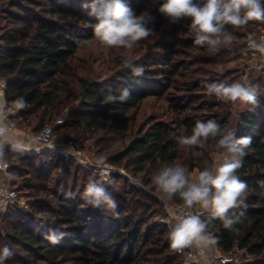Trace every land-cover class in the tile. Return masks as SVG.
Returning <instances> with one entry per match:
<instances>
[{"label": "trees", "instance_id": "obj_1", "mask_svg": "<svg viewBox=\"0 0 264 264\" xmlns=\"http://www.w3.org/2000/svg\"><path fill=\"white\" fill-rule=\"evenodd\" d=\"M67 1L0 0V77L7 82L3 94L9 102L17 96H24L30 105L13 118L15 127L24 124L32 127L33 133H39L67 108L69 118L79 123L91 136L102 132L103 135L95 143L104 145L113 137L118 140L126 138L130 110L137 109L142 101L154 97L159 101H172L169 103L170 120L148 119L147 126L140 127L137 137L108 156V162L135 175L142 173V183L152 189L151 176L163 163H183L191 171L200 167L203 158L197 159L191 153L178 149L171 134H190L194 123L202 120L181 119L180 116L188 110L197 112L202 109L194 102L201 98L198 92L204 90L201 82L210 83L212 79H197L187 74L186 81H183L184 75L180 72L183 63L173 59V56L179 49L195 50L198 53L194 56L196 62L213 64L221 54L228 56L233 50L210 53L207 47L194 45L187 28L188 18L173 24L161 15L164 35L170 38V43L164 45L169 53H151L150 48L140 63L135 62L145 67L143 75L133 76L131 70L123 66V70L116 72L119 84L115 80L99 83L87 73L76 55L84 48L78 47L76 42L93 38L91 20L85 10L67 4ZM73 1L80 6L90 3V0ZM127 2L136 11L150 6L149 0ZM194 2L202 4L205 0ZM242 29L260 32L264 30V23L250 21L236 29L227 26L234 38L242 36ZM193 72L196 74L197 71ZM124 88L131 93L127 101L103 102L109 92L119 95ZM178 89L183 90V97L168 95L171 90ZM73 102L77 105L70 106ZM213 107L209 105L206 111ZM258 107L242 113L236 126L237 138H252L244 165L237 173L249 185L251 193L247 209L238 210L246 212L244 223L238 225L242 232L239 235L229 232L219 221L210 226V230H214L220 238L218 247L222 252L228 253L237 246L251 255V260L243 264H264V187L257 183L264 180V94ZM135 114L136 110L132 112V115ZM212 114L211 119H215L225 130L227 119L221 118L219 112ZM61 120L60 125H54V130L66 125ZM105 147L110 148V145ZM4 151L11 166L9 171L20 173L22 167L13 162L23 163V155L11 149ZM204 151L206 157L214 152L210 146ZM41 156L42 159L47 158L44 153ZM35 158L29 157L31 166H35ZM105 189L116 198L114 212L118 215L106 210L103 203L93 207L81 199L72 200L64 194H53L59 201L58 207L51 211H47L44 205L38 207L39 213L44 211L55 216L51 229L41 226L36 231L33 225L16 221L12 224V240L15 243L10 240V244L29 253L28 256L36 251L42 260L50 258L53 261L61 257L70 264H177L175 261L179 256L170 249L165 228L145 224L143 215L148 207L144 200H150L148 195L139 189L134 190L136 193L123 190L121 195H115L108 187ZM138 194H143L144 200L136 198L142 197ZM80 206L83 209L81 212L78 210ZM130 215L135 218L133 221ZM52 236L57 239L54 244L48 239ZM13 254L19 256L17 250Z\"/></svg>", "mask_w": 264, "mask_h": 264}, {"label": "clouds", "instance_id": "obj_2", "mask_svg": "<svg viewBox=\"0 0 264 264\" xmlns=\"http://www.w3.org/2000/svg\"><path fill=\"white\" fill-rule=\"evenodd\" d=\"M149 5L139 14L127 0H90V3L81 5L91 20L90 26L98 51L121 49L122 63L131 70L133 76L145 73V67L134 61V50L141 41L156 35V17L151 8L173 24L188 18L187 28L194 45L203 48L207 46L210 53L233 43V33L227 30V26L236 29L250 21L264 23V0H205L202 4L194 0H149ZM76 43L78 47H85L89 40L80 39ZM250 47L264 55V42L253 41ZM6 86V80L0 77V89ZM201 86L207 95L215 96L218 100L239 102L250 106L253 111L259 106L257 90L251 83L223 79L210 83L202 81ZM130 95L129 89L124 88L119 91V95L109 92L104 96L103 102H125ZM29 107L24 96H17L9 102L0 91V200L6 203H14L17 199L12 185L18 181L19 176L16 172L9 171L11 166L4 151L5 145L12 151L38 150L41 146L54 147V126L41 130L39 135L30 140L14 133L13 118ZM171 135L178 149L203 160L195 175L185 164L173 161L163 163L151 176V185L165 208L175 204L174 213L169 214L165 220L169 227V247L174 253L181 255L187 252L186 261L195 256L196 259L191 260V264H214L220 238L214 230H210V226L219 221L223 229L229 232L236 235L242 232L238 225L244 223L246 212L238 210L247 209V199L251 193L249 185L237 173L244 165L252 138H237L235 130H222L215 119L197 120L190 134L173 132ZM49 136L52 138L48 139ZM209 146L216 153L215 158L205 156L204 149ZM68 152L78 160L82 159L80 151L69 148ZM107 161L108 157L103 153L94 157L92 163L100 169L99 175L103 179H90L83 189L82 198L93 207L103 203L106 210L116 214L114 210L117 200L103 186L104 183H113ZM132 182L143 186L137 181ZM257 183L264 187V180ZM38 216L48 219L51 214L42 211ZM48 239L53 244L57 242L54 236ZM12 255L8 246L0 248V264H5L6 259Z\"/></svg>", "mask_w": 264, "mask_h": 264}, {"label": "rangeland", "instance_id": "obj_3", "mask_svg": "<svg viewBox=\"0 0 264 264\" xmlns=\"http://www.w3.org/2000/svg\"><path fill=\"white\" fill-rule=\"evenodd\" d=\"M67 4H73L76 8L81 7L77 1L68 0ZM152 14L156 17L154 24V32L156 35L149 37L147 40L141 41L134 50V61L140 63L146 56V53L151 48V53H169L168 47L164 46L166 43H170V38L164 35V20L161 15L155 11L154 8L150 9ZM137 14L141 11H136ZM254 30H240L241 37L234 38L233 43L230 46H221L216 52H224L233 50V53L228 56L221 54L216 58V62L213 64H206L205 62H196L194 56L198 54L195 50H178L173 56V59L183 63L180 68V72L185 75H194L197 79H212L211 81L227 79L241 80L246 83H251L257 90V99L260 103V97L264 94V55L259 52L255 56H251L244 50L246 41L251 37H257L261 34ZM207 47V46H205ZM175 49V48H174ZM176 51V49H175ZM121 49H105L102 52L98 51L97 42L94 38L89 40V44L83 49L77 52V58L83 68L87 70V73L94 76L92 79L99 81V83H106V81L115 80L119 84L120 78L117 76V71L123 70L124 66L121 60ZM189 54V55H188ZM152 67V66H150ZM193 71H197L196 74ZM207 71V73H203ZM200 73V74H199ZM179 80V78H178ZM181 81V80H180ZM183 90H174L168 92V95H176L183 97ZM201 98L194 102V105L201 106L202 109L195 112L188 110L183 113L181 119L187 117L190 120L211 119L213 112H219L221 118L227 119L225 130H235L239 122V117L242 113L250 109V106L237 103L226 102L218 100L215 96H209L205 90H201L198 94ZM169 101L156 100L154 97H149L137 107L132 108L128 113V126L127 137L118 140L114 138L107 142V144L96 145L95 140L100 138L103 133H97L94 136L86 132V130L79 125L75 120L69 118L67 115V108L53 120L51 126L57 124V120L63 119L65 126L61 129L53 128V136L55 139L52 141L53 148H44L39 152L24 153L23 151L16 150V152L23 155V163L13 162L15 165L22 167V171L17 173L19 176L18 181L13 183V187L17 189L18 200L14 207L5 208L0 204V248L8 246L12 253L18 251L19 256H11L6 259L5 264H70L67 260L58 257L51 261V259H41V256L37 255L34 251L31 256L29 253H25L18 250V246L11 245L12 240V224L16 221L24 224H30L38 231V227L45 226L46 229H51L52 220L55 216H51L48 219H43L38 216V207L43 206L47 211H51L58 207L59 201L53 197V194L57 196L64 194L70 199L83 200L82 192L87 184L91 180L102 181L99 172L100 169L96 168L92 160L100 153L105 156H110L114 151L122 149L131 139H134L138 135L140 127L147 126L148 119L151 117L156 120L168 122L170 119ZM77 105V102H73L70 106ZM214 105L213 109L206 111V107ZM257 107L256 109H258ZM205 109V110H204ZM136 110V114L132 115V112ZM60 125V124H58ZM18 128V127H17ZM20 129L26 131L29 137L32 138L38 133L32 132V127L22 125ZM30 140V139H29ZM110 145V148L105 147ZM69 148L78 150L82 154V159L78 160L76 156L68 152ZM44 153L46 159H42L41 154ZM216 153H210V158H215ZM35 158V166L30 165L29 157ZM42 159V160H41ZM11 162V161H10ZM107 166L111 168L110 179L112 184L104 183V187L110 188L113 193L121 195L123 190L132 191L139 189L143 194H147L150 200L146 201L142 197L136 196L140 200H144L148 210L144 216L146 225L157 226L159 228H165V237L169 230L168 224L165 220L168 218V212L172 206L167 209L158 199V194L155 193L151 186H145L141 181L142 173L133 174L122 167L113 165L107 161ZM199 167L194 168L191 172L195 175ZM137 181L143 186H138ZM141 192V193H142ZM70 193V194H69ZM129 198V197H127ZM80 206L78 210L81 212L83 209ZM130 220H134L133 215H130ZM12 241L15 240L13 239ZM235 257V264H243L247 260V253L243 249L235 246L233 251L229 253ZM177 255V254H176ZM18 257H21L19 259ZM40 258V259H39ZM35 259V261H34ZM23 261V262H22ZM34 261V262H33ZM37 261V262H36ZM177 264H182V258L178 257L175 261Z\"/></svg>", "mask_w": 264, "mask_h": 264}, {"label": "built area", "instance_id": "obj_4", "mask_svg": "<svg viewBox=\"0 0 264 264\" xmlns=\"http://www.w3.org/2000/svg\"><path fill=\"white\" fill-rule=\"evenodd\" d=\"M253 41H255L256 43H261V42H264V30H262V32H261V34L259 35V36H257V37H251V38H249L247 41H246V43H245V45H244V50H245V52L246 53H248L249 55H251V56H255L258 52H256L254 49H252L251 47H250V44L253 42ZM0 91H2L3 92V89H0ZM62 123V120L61 119H59V120H57V124H61ZM49 126H51V125H45L43 128H42V130L43 129H45V128H47V127H49ZM41 132V131H40ZM40 132L38 133V134H36V135H39L40 134ZM52 134H53V128H52ZM35 135V136H36ZM53 136V135H52ZM33 138V137H32ZM32 138H30V139H32ZM48 139H51L52 137L51 136H49V137H47ZM49 148V147H47V146H41L38 150H36V149H33L32 151H24V150H20V151H23L24 153H30V152H39L40 150H42V149H44V148ZM9 162V161H8ZM10 164V163H9ZM111 169V168H110ZM111 172V171H110ZM12 190L17 194V199H16V201L14 202V203H6V202H4L3 200H0V204L2 205V206H4L5 208H8V207H14L15 205H16V203H17V200H18V193H17V190L12 186ZM179 202H176V204H178ZM174 210H175V204L174 205H172V207H171V210L168 212V216H169V214H173L174 213ZM233 251V250H232ZM232 251H230V252H228V253H224V252H222L221 251V249L219 248V247H217V249L215 250V261H214V264H235V257L234 256H232V255H230L229 253H231ZM245 251V250H244ZM245 253H247V260L245 261V262H247V261H249V260H251V255L247 252V251H245ZM179 257H181L182 258V264H191V260H195L196 259V257L195 256H192L191 258H190V260H188V261H186V258H187V255H188V253L187 252H185L183 255H181V254H179V253H176ZM244 262V263H245Z\"/></svg>", "mask_w": 264, "mask_h": 264}, {"label": "crops", "instance_id": "obj_5", "mask_svg": "<svg viewBox=\"0 0 264 264\" xmlns=\"http://www.w3.org/2000/svg\"><path fill=\"white\" fill-rule=\"evenodd\" d=\"M14 133L16 135L20 136V137H26V138L30 139L29 134L26 131L22 130V129H19V128L15 127L14 128ZM4 149H11V148L8 145H5Z\"/></svg>", "mask_w": 264, "mask_h": 264}]
</instances>
